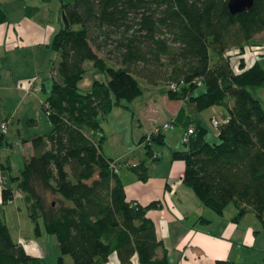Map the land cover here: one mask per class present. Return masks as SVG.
Instances as JSON below:
<instances>
[{
	"label": "trees",
	"instance_id": "trees-1",
	"mask_svg": "<svg viewBox=\"0 0 264 264\" xmlns=\"http://www.w3.org/2000/svg\"><path fill=\"white\" fill-rule=\"evenodd\" d=\"M60 7L62 23L52 37L59 59L42 101L51 127L31 137L33 151L13 175L16 186L0 185L2 202L20 188L36 231L42 217L44 228L55 233L57 264H104L113 251L120 264H132L134 253L141 264L170 263L147 213L160 198L127 197L119 173L128 163L147 178L148 164L143 158L125 162L103 149L102 119L115 104L129 105L143 93L141 78L168 81V96L183 99L173 123L182 124L181 137L190 125L193 130L182 145L170 146L172 157L184 158L182 180L214 212L233 204V219L251 210L264 223V104L249 86L264 84V65L257 56L248 63L240 55L247 44L262 43L255 34L264 29V0L236 11L227 0H60ZM7 16L0 3V21ZM236 48L240 51H231ZM86 59L102 75L83 89L78 80ZM213 103H224L227 112L212 140L195 112ZM148 133L142 136L145 150L156 159L154 141L164 144L166 132ZM5 139L0 126V143ZM113 158L119 160L117 169ZM1 164L11 168L10 162ZM39 262L40 254L17 240L0 214V264ZM212 264L236 262L217 257Z\"/></svg>",
	"mask_w": 264,
	"mask_h": 264
},
{
	"label": "rangeland",
	"instance_id": "rangeland-1",
	"mask_svg": "<svg viewBox=\"0 0 264 264\" xmlns=\"http://www.w3.org/2000/svg\"><path fill=\"white\" fill-rule=\"evenodd\" d=\"M2 2L3 7L11 10V15L0 21V66L8 65L11 72L13 71L16 75L9 79V74L5 73L6 68H3V75H0V84L4 83V86L0 85V119L4 114L1 106L5 97V102L11 104L8 106L18 107L16 115H18L19 109L24 112L23 125L24 128L27 127L26 132L29 134L33 132L29 128L38 131L48 130L51 124L41 102L50 91L52 64L59 59V51L53 47L52 37L62 23L60 0H2ZM25 2L42 4V8L36 15L23 14L22 17H19L17 3L24 5ZM255 38L256 41L264 43V29L257 32ZM257 57L264 65V51L257 54ZM85 66L83 75L78 80V85L83 89L91 84L94 76L102 75V72L92 64L91 59L85 60ZM141 79L146 85L143 93L129 100V105L115 104L102 119L106 134L103 149L106 152L116 156L120 154L117 156L118 158L128 160L145 157L149 164L148 179L138 178L137 172L128 163H123L120 166V176L128 188L134 186L135 178H138L141 183L152 182L155 184L162 175L169 171L172 160H174L172 168H176L179 161H184L182 156L172 157L170 149L171 144L177 146L183 144L180 134L184 129L182 124L174 123L164 127L167 135L164 144L154 141L155 148L160 151L158 158H153L145 151V139H142V136L148 133L155 124H160L174 116L168 113L173 109V100L166 91L168 81L161 80L151 83L144 78ZM43 82L45 83L44 88L42 87ZM249 86L264 104V84ZM37 109L38 113H36ZM226 112L227 106L224 103H213L195 112V119L208 127L207 136L209 139L218 138L217 125L211 121L212 113H216L220 117ZM27 113L38 118L36 123L39 129L35 128L36 125L31 127L36 123L27 121ZM16 121L9 123L7 133L18 134ZM24 131L25 129H23ZM13 136L10 135L9 138H13L14 145L6 144L3 146L2 153L5 152L6 147L14 156H19L18 144L21 145L22 142L19 139L18 143V138ZM7 182L11 183L12 178L9 177ZM14 183L13 180L11 184L14 185ZM51 197L52 195L49 194L48 198ZM231 205H227L225 214L229 213ZM0 214L7 220L15 237L20 230L23 234H32L31 237H28L31 241L32 239L40 241L42 253L39 264H57L60 247L55 233L48 232L44 228L42 217H39L42 232L36 231L35 220L29 215L27 202L21 195H14L5 202L0 199ZM216 217L220 218V214H217ZM211 223L215 222L211 221ZM257 253L259 257L257 262L252 263L249 260H244L242 264H264V258L259 255L260 251L257 250ZM64 257L67 263L72 261L69 252L64 253ZM171 264H177L176 255H174Z\"/></svg>",
	"mask_w": 264,
	"mask_h": 264
},
{
	"label": "crops",
	"instance_id": "crops-1",
	"mask_svg": "<svg viewBox=\"0 0 264 264\" xmlns=\"http://www.w3.org/2000/svg\"><path fill=\"white\" fill-rule=\"evenodd\" d=\"M0 3H3L2 0H0ZM17 6L19 17H22L23 14L28 16L36 15L42 8V4L31 2H25L24 5L22 3H17ZM4 9L9 17V15H11V10H8L6 7H4ZM61 14L60 11V16ZM3 68H6L5 73L9 74V79L11 76L16 75L13 71L11 72L9 66L6 64L0 66V75H3ZM0 85L4 86V83H1ZM42 87H45L44 82ZM5 100L4 97V102L1 106L4 114L0 119V126L3 121L6 122L5 133L7 138H9L10 135L11 137L14 135L18 138L17 142L19 143L20 139L22 143L21 145H19L20 143L18 144L20 148L18 151L19 156H14L6 147L5 152L2 153L3 146L8 143L14 145L13 143H15V141L13 138H9L8 140L5 139L0 143V171L3 173L5 179L2 185H12L11 183L14 180L15 183L12 186H16V178H14L13 175L19 172L25 158L33 151L31 137L47 130L38 131L29 128L33 132H31V134L26 132L27 127L24 128L23 125L24 112L19 109V113L16 115L18 107L12 108L11 106H8L11 104H7ZM171 100H173V109L168 113H171V116H175L183 99L172 98ZM36 113H38V109L36 110ZM27 115V121L32 123L38 122V118L35 115H30V113H27ZM11 121H16L17 135L7 133ZM34 125H36V127ZM37 125L38 124L36 123L31 127L39 129ZM23 129H25L24 132ZM165 136L167 137V135ZM172 145L175 144H171V146ZM106 153L114 157L120 155L118 154L116 156L112 153ZM142 158L145 159V157ZM139 159L141 158L136 160ZM1 161L7 163L10 162L11 168L3 167ZM145 162L147 163L146 159ZM173 163L174 160L171 161L169 171L162 175L160 180L155 184L152 182L141 183L138 180L140 177L134 179V186L131 188H128L124 182L127 197H135L142 202H147L155 197L160 198L161 204L149 207L147 213L153 217L157 234L163 239L164 246L167 248L170 261L169 264H171L174 255H176L177 258V264H212L217 257H231L236 264H242V261L244 260H249L254 263L257 262L259 258L257 250L260 251L259 255L264 258V223L257 218L254 212L249 210L241 219L235 220L231 217L235 210V206L232 204L229 213L225 214L224 211L220 214V218L216 217L219 213L214 212L208 205L201 202L195 191L182 180L181 174L183 172L185 161H179L176 168H172ZM9 177L12 178L11 183L7 182ZM159 189L161 190L159 191ZM200 214L212 218L208 221L198 219L197 217ZM211 221H214L215 223L213 224ZM39 232L41 233L42 229ZM31 235L32 234H23L19 230L17 236H13L17 240L24 242L27 249L31 252L41 254L42 250L40 249V241L33 239L31 241L30 238H28L31 237ZM34 241L35 244L32 245ZM159 250L162 251V246ZM131 258L132 264H141L136 253H134ZM104 264H120V258L117 251L111 252Z\"/></svg>",
	"mask_w": 264,
	"mask_h": 264
},
{
	"label": "built area",
	"instance_id": "built-area-1",
	"mask_svg": "<svg viewBox=\"0 0 264 264\" xmlns=\"http://www.w3.org/2000/svg\"><path fill=\"white\" fill-rule=\"evenodd\" d=\"M232 50L240 51L237 48L236 49H231V51ZM263 51H264V43L263 42L262 43H252L249 46L247 45L245 47L244 53L241 52L240 55L246 57V60L249 63L250 60L252 61L254 59V57L257 56V54H259L260 52H263ZM236 67H238V64L237 63H236ZM197 81L200 82L201 81V78H198ZM177 85H178V82L177 81H175V80H171L170 81V86L177 87ZM224 119H226V116H224V115H221L220 117L216 113H212V115H211V121H212V123L214 125H218L219 122L221 120H224ZM173 122H174V117H172V118H170L168 120H165V121H163L160 124H155L152 127V129L154 131H157L159 128L168 127V126L174 124ZM1 127L3 129H5L6 128V122L3 121L2 124H1ZM192 130H193V126L190 125L186 130L183 131L182 137L184 139H187L189 137V132L192 131ZM147 137H149V133L147 134ZM153 155H156V152H153ZM123 161H125V162L128 161V162H131V163H135L136 162V160H128V159L127 160H124L123 159ZM110 163H111L112 168H114V169H117L119 167V160H118V158H113L112 160H110ZM3 181H4V175L0 171V185L3 183ZM21 194H22V191H21L20 188H15L14 189V194L13 195H21Z\"/></svg>",
	"mask_w": 264,
	"mask_h": 264
},
{
	"label": "water",
	"instance_id": "water-1",
	"mask_svg": "<svg viewBox=\"0 0 264 264\" xmlns=\"http://www.w3.org/2000/svg\"><path fill=\"white\" fill-rule=\"evenodd\" d=\"M228 6L232 11L240 10L250 6L253 0H227ZM64 15V14H63ZM65 17V15H64ZM66 19V18H65ZM68 21L67 19L65 20Z\"/></svg>",
	"mask_w": 264,
	"mask_h": 264
}]
</instances>
